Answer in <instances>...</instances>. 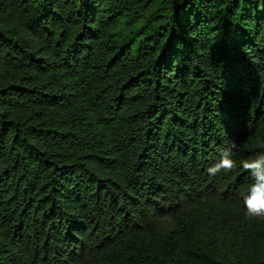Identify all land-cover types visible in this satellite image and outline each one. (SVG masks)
I'll return each mask as SVG.
<instances>
[{"label":"trees","instance_id":"1","mask_svg":"<svg viewBox=\"0 0 264 264\" xmlns=\"http://www.w3.org/2000/svg\"><path fill=\"white\" fill-rule=\"evenodd\" d=\"M229 140L264 151V0H0V264H264Z\"/></svg>","mask_w":264,"mask_h":264},{"label":"clouds","instance_id":"2","mask_svg":"<svg viewBox=\"0 0 264 264\" xmlns=\"http://www.w3.org/2000/svg\"><path fill=\"white\" fill-rule=\"evenodd\" d=\"M237 148L235 140H229L223 148L220 158L207 167L209 178L229 175L239 168L250 172L252 182L242 196L244 215L249 219H264V151L251 159L237 160L233 150Z\"/></svg>","mask_w":264,"mask_h":264}]
</instances>
